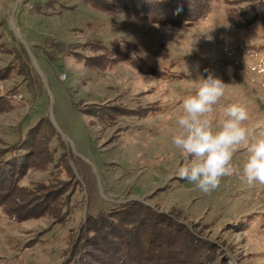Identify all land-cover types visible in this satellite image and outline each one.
Listing matches in <instances>:
<instances>
[{
    "label": "rangeland",
    "instance_id": "rangeland-1",
    "mask_svg": "<svg viewBox=\"0 0 264 264\" xmlns=\"http://www.w3.org/2000/svg\"><path fill=\"white\" fill-rule=\"evenodd\" d=\"M58 1L55 13L44 14L34 11V0H0V45L25 48L32 75L11 71L0 81V98L10 105L0 102V149L49 116L59 137L38 143L47 131L39 127L35 149L45 150L35 160L26 154L31 166L18 184L29 192L40 182L68 183L49 211L15 219L0 208V264H63L87 213L129 200L212 242L207 264H264V185L240 178L246 148L234 158L233 176L204 194L179 177L183 156L171 144L182 100L209 74L229 84L213 119L242 101L249 126H264V19L250 28L228 20L250 18L256 0H211L204 19L184 26ZM101 47L115 50L103 54ZM13 57L0 51V70Z\"/></svg>",
    "mask_w": 264,
    "mask_h": 264
},
{
    "label": "trees",
    "instance_id": "trees-1",
    "mask_svg": "<svg viewBox=\"0 0 264 264\" xmlns=\"http://www.w3.org/2000/svg\"><path fill=\"white\" fill-rule=\"evenodd\" d=\"M83 1L106 12L143 13V16L147 19L150 17L156 23L177 26L194 24L212 11L211 0ZM255 2L256 4L250 7L251 11L255 10L250 18H241L238 13L230 14L229 22L239 28H250L253 22L264 19V0ZM58 4V0H34L33 8L35 12L51 14L50 12L57 11ZM242 10L246 11L244 8ZM235 16L239 17V22ZM91 43L95 44L93 41ZM101 48L104 50L103 54L108 55L111 50H115V47ZM0 51L14 53L10 63L0 70V81L10 76L11 71L25 78L32 77L25 48L3 49L0 45ZM6 101L0 98L2 106L8 109L10 105ZM95 109L98 110V115L103 114L99 107ZM39 123V126L36 124L30 129L26 137L0 149V208L15 219H22L41 210L49 211L55 196L59 194L60 199L63 188L68 184L58 182L50 187L48 182L51 180L40 182L41 184H37L29 192L22 191L19 187L21 174L31 166L26 154H30L31 160H35L37 153H43L45 150L43 145H38V151L35 149L37 140L34 136L38 135L39 127L45 125L47 131L38 143H44L45 137L50 134L58 136L49 116ZM15 167H20V170ZM77 182L79 185V181ZM28 193L34 194L25 200L24 196ZM23 209L22 213L18 212ZM70 212L68 207L67 211L60 214L59 220L64 221ZM161 222H166V225ZM163 227L167 229L164 230ZM186 229V225H182L180 221L165 214H158L143 201L129 200L111 208L100 209L94 214L87 213L79 225L69 256L63 264H207L213 256V243L188 232V229L183 233Z\"/></svg>",
    "mask_w": 264,
    "mask_h": 264
},
{
    "label": "clouds",
    "instance_id": "clouds-1",
    "mask_svg": "<svg viewBox=\"0 0 264 264\" xmlns=\"http://www.w3.org/2000/svg\"><path fill=\"white\" fill-rule=\"evenodd\" d=\"M195 81L192 94L182 100L171 137L183 156L179 177L210 194L237 171L234 158L243 147L248 155L239 169L240 178L249 186L264 185V126H249V111L242 101L226 105L223 118L213 119L229 84L211 74Z\"/></svg>",
    "mask_w": 264,
    "mask_h": 264
}]
</instances>
